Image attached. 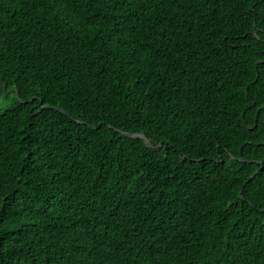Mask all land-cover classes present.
I'll use <instances>...</instances> for the list:
<instances>
[{
    "label": "trees",
    "instance_id": "16d2710c",
    "mask_svg": "<svg viewBox=\"0 0 264 264\" xmlns=\"http://www.w3.org/2000/svg\"><path fill=\"white\" fill-rule=\"evenodd\" d=\"M0 264H264V0H0Z\"/></svg>",
    "mask_w": 264,
    "mask_h": 264
},
{
    "label": "water",
    "instance_id": "95a60500",
    "mask_svg": "<svg viewBox=\"0 0 264 264\" xmlns=\"http://www.w3.org/2000/svg\"><path fill=\"white\" fill-rule=\"evenodd\" d=\"M129 135H132V136H135V137H143V138H145L144 134H129ZM146 141L152 146V143L150 142V140H146Z\"/></svg>",
    "mask_w": 264,
    "mask_h": 264
}]
</instances>
